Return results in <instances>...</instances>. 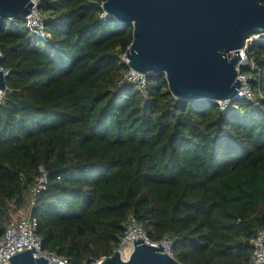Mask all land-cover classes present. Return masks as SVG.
I'll return each mask as SVG.
<instances>
[{
    "label": "trees",
    "instance_id": "obj_1",
    "mask_svg": "<svg viewBox=\"0 0 264 264\" xmlns=\"http://www.w3.org/2000/svg\"><path fill=\"white\" fill-rule=\"evenodd\" d=\"M38 7L48 41L0 18V239L30 214L43 252L97 264L135 217L180 264H250L264 230V41L248 51L258 70H242L257 103L223 110L176 100L166 75L145 93L126 83L134 27L98 0Z\"/></svg>",
    "mask_w": 264,
    "mask_h": 264
},
{
    "label": "water",
    "instance_id": "obj_2",
    "mask_svg": "<svg viewBox=\"0 0 264 264\" xmlns=\"http://www.w3.org/2000/svg\"><path fill=\"white\" fill-rule=\"evenodd\" d=\"M98 1L108 18L134 27V41L125 56L129 70L146 77L166 75L169 91L181 102L239 101V51L252 34H264V0ZM35 6L33 0H0V18L24 22ZM1 60L0 52V93H5L7 75ZM165 250L137 239L128 260L118 249L99 264H180ZM34 254L32 247L9 263H49Z\"/></svg>",
    "mask_w": 264,
    "mask_h": 264
},
{
    "label": "built area",
    "instance_id": "obj_3",
    "mask_svg": "<svg viewBox=\"0 0 264 264\" xmlns=\"http://www.w3.org/2000/svg\"><path fill=\"white\" fill-rule=\"evenodd\" d=\"M34 4L36 5L32 11V14L28 16L25 20L27 28L31 35L36 38L43 39L44 41H48L50 39V35L45 30L44 25V18L39 13V0H33ZM260 34V33H257ZM251 35V38L247 42V46L239 51L240 54V61L237 65V70L240 73L239 80L241 81L242 85L239 91V100H247L251 103H257V98L250 89L249 84L251 82V78L247 75L243 74L242 70L247 68L251 71H257L258 66L257 64L249 58L248 51L252 44L257 41H264V37L255 38ZM264 36V34H260ZM259 35V36H260ZM128 63V62H127ZM126 63V65H127ZM146 76L138 74L134 71L130 70L129 75L126 77V83L134 84L136 88L145 93L146 84H147ZM5 93L0 94V101L4 99ZM223 110H226L230 103L227 102H219ZM39 193L44 190V186L47 183L46 179L43 178L40 181ZM32 206H35V200L32 203ZM15 218V217H14ZM38 221L30 214L23 213L18 218L16 217L11 226H9L4 233L3 237L0 239V264H10L9 260L12 257L21 254L23 252H30L32 247L35 248L37 254H34L36 259L44 258L49 261L48 264H69L68 260L62 259L54 254H50L48 252H43L42 250V240L37 235L38 229ZM126 230V236L121 241L120 248H129L132 247L134 241L137 240V236L141 237V240H144L145 244L148 246L158 247L163 246L165 253L169 256L174 257L173 255V240L171 238H166L161 242H150L147 238L146 234L142 232L141 228L139 227L136 218H131L130 221L124 226ZM254 246L256 252L251 260L250 264H259L264 262V230H261L257 236V239L254 242ZM119 248V249H120ZM122 252V251H121ZM133 252V251H132ZM123 260L126 261L130 258H126L122 253ZM99 264V263H97Z\"/></svg>",
    "mask_w": 264,
    "mask_h": 264
},
{
    "label": "rangeland",
    "instance_id": "obj_4",
    "mask_svg": "<svg viewBox=\"0 0 264 264\" xmlns=\"http://www.w3.org/2000/svg\"><path fill=\"white\" fill-rule=\"evenodd\" d=\"M261 34V33H260ZM260 34H254L253 36L255 37V38H258V37H264V36H261ZM260 35V36H259ZM123 60H124V62L125 63H127L128 62V60H127V57H123ZM120 250L122 251V253H123V255L126 257V258H129V256H131V254H132V247H129V248H120Z\"/></svg>",
    "mask_w": 264,
    "mask_h": 264
},
{
    "label": "bare ground",
    "instance_id": "obj_5",
    "mask_svg": "<svg viewBox=\"0 0 264 264\" xmlns=\"http://www.w3.org/2000/svg\"><path fill=\"white\" fill-rule=\"evenodd\" d=\"M0 94H2V93H0ZM137 239H141V237L140 236H137Z\"/></svg>",
    "mask_w": 264,
    "mask_h": 264
}]
</instances>
